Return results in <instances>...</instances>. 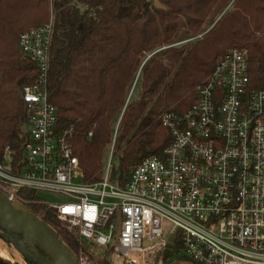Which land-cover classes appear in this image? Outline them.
Listing matches in <instances>:
<instances>
[{
  "label": "built area",
  "instance_id": "built-area-1",
  "mask_svg": "<svg viewBox=\"0 0 264 264\" xmlns=\"http://www.w3.org/2000/svg\"><path fill=\"white\" fill-rule=\"evenodd\" d=\"M51 19L19 35V51L39 76L22 92L29 118L21 160L15 164L7 149L0 162L3 192L17 200L21 189L65 195L66 202L45 203L111 264L114 256L138 264L131 254L154 250L153 264H264V89L251 87L247 51L229 48L191 109L161 114L170 143L139 162L125 186L110 181L119 124L103 178L87 183L74 128L58 131L49 99ZM76 255L78 264H95L82 248Z\"/></svg>",
  "mask_w": 264,
  "mask_h": 264
},
{
  "label": "trees",
  "instance_id": "trees-1",
  "mask_svg": "<svg viewBox=\"0 0 264 264\" xmlns=\"http://www.w3.org/2000/svg\"><path fill=\"white\" fill-rule=\"evenodd\" d=\"M160 1L165 9L146 0H0V162L7 149L15 164L21 160L29 118L22 92L39 76L37 63L19 51V35L47 22L51 3L49 99L58 110V131L74 128L87 183L103 178L120 117L112 183L125 186L139 162L162 154L170 137L161 114L195 106L197 87L229 48L247 51L251 87L264 89V0ZM232 1L233 9L223 13ZM214 12L223 15L203 38L175 45L195 36ZM18 199L75 254L82 248L92 257L96 249L61 228L38 192L21 189ZM101 257L98 264H111L107 251ZM0 264L12 262L0 258Z\"/></svg>",
  "mask_w": 264,
  "mask_h": 264
},
{
  "label": "water",
  "instance_id": "water-1",
  "mask_svg": "<svg viewBox=\"0 0 264 264\" xmlns=\"http://www.w3.org/2000/svg\"><path fill=\"white\" fill-rule=\"evenodd\" d=\"M146 1L157 9L166 8L160 0ZM0 238L13 245L26 264H78L77 255L54 227L1 190Z\"/></svg>",
  "mask_w": 264,
  "mask_h": 264
},
{
  "label": "rangeland",
  "instance_id": "rangeland-1",
  "mask_svg": "<svg viewBox=\"0 0 264 264\" xmlns=\"http://www.w3.org/2000/svg\"><path fill=\"white\" fill-rule=\"evenodd\" d=\"M233 1L228 5V7L223 11V13H225L228 10L233 9V5H232ZM51 4H49V7H48V12L49 11L50 12H49V20H47V22L52 20L51 18H52L53 13H52ZM223 13L218 14V12H214L211 16V21H207L206 23H204L202 25L200 31L195 36L190 37L189 39H187L183 42L177 43L175 45H177V46L188 45L191 42H194V41H197L198 39L203 38L210 31V29H212L215 26V24L221 18ZM47 22H45V23H47ZM150 57H151V55H148L146 57V59H148ZM139 76H140V73L137 76V80H138ZM141 82H142V79L139 80V83H138V86H137V89L135 92L136 94H139L141 91V88H142ZM120 119H121V117L115 123V129L117 128L118 124H120ZM110 148H111V145H109V147L107 149V156H108L109 151H111ZM38 195L40 197H42V200L44 202H46L47 204H57V203H62V202L68 201V198L65 195L58 194V193L40 191V192H38ZM168 226H169V224L166 223L165 227L167 228ZM60 227L65 229L61 225H60ZM165 238H167L166 235H165ZM91 252L92 253L94 252L92 257H91V260L95 264H98L99 260L102 258L100 251L96 249L95 251H91ZM155 253H156V251L154 250V251H149L145 254L134 253V254H131V256H133V258L137 259L138 264H153L155 262V255H156ZM20 257H21V254L14 248L13 245L6 243L2 238H0V258H2L5 261H8L10 263L12 262V264H26V262L23 261ZM120 262H121V259L118 258L117 256H114V264H120Z\"/></svg>",
  "mask_w": 264,
  "mask_h": 264
},
{
  "label": "bare ground",
  "instance_id": "bare-ground-1",
  "mask_svg": "<svg viewBox=\"0 0 264 264\" xmlns=\"http://www.w3.org/2000/svg\"><path fill=\"white\" fill-rule=\"evenodd\" d=\"M20 258H21L23 261H25V260H24V258L22 257V255H21V257H20ZM25 262H26V261H25ZM25 262H24V263H25Z\"/></svg>",
  "mask_w": 264,
  "mask_h": 264
}]
</instances>
